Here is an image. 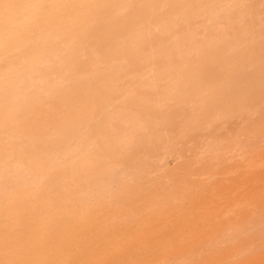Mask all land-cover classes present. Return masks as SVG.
<instances>
[{"label": "bare ground", "instance_id": "6f19581e", "mask_svg": "<svg viewBox=\"0 0 264 264\" xmlns=\"http://www.w3.org/2000/svg\"><path fill=\"white\" fill-rule=\"evenodd\" d=\"M0 264H264V0H0Z\"/></svg>", "mask_w": 264, "mask_h": 264}]
</instances>
